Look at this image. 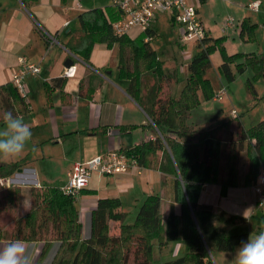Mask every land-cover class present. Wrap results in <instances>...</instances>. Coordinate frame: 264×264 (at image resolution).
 <instances>
[{"label":"trees","instance_id":"trees-1","mask_svg":"<svg viewBox=\"0 0 264 264\" xmlns=\"http://www.w3.org/2000/svg\"><path fill=\"white\" fill-rule=\"evenodd\" d=\"M20 1L28 6L37 0ZM113 7L107 13L101 9L83 12L80 29L64 47L88 63L96 43L119 45V77L129 79L126 91L146 112L155 135L119 147L118 151L134 158L139 166H153L171 176L173 201L179 205V212L172 204L163 217L160 196L149 194L139 204L134 222L126 223L127 212L118 197L98 198L90 213L89 234L82 237L75 197L66 194L61 186L31 187L28 211L14 217L10 232L0 226V240L42 241L45 245L56 241L59 246L50 264H151L155 245L166 246L181 236L186 243L185 253L162 264H215L214 252L234 250L248 239L249 233H228L227 227L243 218L224 211L217 214L214 223L212 205L199 201L202 187L219 182L220 193L225 195L229 187L240 184L243 166L246 171L242 184L256 182L264 162V120L249 129L242 127L239 120L226 121L196 134L188 120L189 113L201 101L214 98L216 92L203 75L211 65L210 55L214 51L220 53L218 70L226 81L235 77L232 66L236 73L251 71L246 88L250 97L256 99L254 81H264V51L228 54L224 46L226 37L213 38L205 29L204 38L195 42L196 50L186 62L185 82L179 94L173 96L161 86L163 80L166 84L171 82L174 74L163 71L156 58L151 42L157 32L150 27L133 39L126 34L114 35L111 23L121 11ZM254 28L255 23L243 18L239 35L248 33L253 37ZM141 62L146 64L145 72L139 69ZM147 73L153 75L151 85L147 83ZM29 108L27 99L11 82L0 86V123L5 112L17 116ZM19 166L17 162L0 163V179L11 177ZM21 201L20 187H0V211L14 209ZM109 221L119 222L117 234L110 233Z\"/></svg>","mask_w":264,"mask_h":264},{"label":"crops","instance_id":"crops-1","mask_svg":"<svg viewBox=\"0 0 264 264\" xmlns=\"http://www.w3.org/2000/svg\"><path fill=\"white\" fill-rule=\"evenodd\" d=\"M204 1L199 0L198 16L199 7ZM246 1L249 4L254 0ZM113 2L37 0L26 6L20 0H0V86L11 82L19 56L38 63L41 68L39 74L24 77L30 108L17 115L30 126L32 139L19 156L0 159V163L17 162L22 173L15 171L11 177L0 179L1 186H18L24 195H28L31 187L63 186L73 163L154 138L155 128L146 112L126 91L129 79L119 77V45L108 47L105 43H96L88 63L64 47L70 36L80 29V15L83 12L101 9L107 13L108 8L114 9ZM255 13L264 23V10ZM163 18L174 25L169 12H158L151 23V28L156 32V26ZM44 31L55 41L48 39ZM140 33L137 28H132L126 35L133 39ZM67 59H71L76 66L74 75L70 77L64 75L68 67L64 65ZM183 69L186 71V66ZM133 125L136 127L124 130ZM245 171L246 167L243 166L238 180L240 184L229 187L225 195L220 193L219 182L205 184L200 193L199 201L212 205L214 223L221 211L243 218L230 224L228 233L247 231L250 235L253 232L246 229L248 225L256 232L264 226V212L255 204L253 188L264 174V162L260 164L259 175L253 184H242ZM149 194L160 196V213L163 217L168 215L172 204L179 212V205L173 201L171 176L153 166L133 167L126 173L114 175L93 173L87 186L75 199L82 237L89 234V217L98 198L118 197L128 214L129 211L124 208L126 200L137 211L141 201ZM109 227L110 233L117 234L119 222L109 221ZM22 242L30 250L33 264H50L59 246L56 241L47 245L42 241ZM7 244V240H0V248ZM171 244L169 260L185 253L186 243L179 241V237L167 245L170 247ZM221 264L230 263L223 260Z\"/></svg>","mask_w":264,"mask_h":264},{"label":"rangeland","instance_id":"rangeland-1","mask_svg":"<svg viewBox=\"0 0 264 264\" xmlns=\"http://www.w3.org/2000/svg\"><path fill=\"white\" fill-rule=\"evenodd\" d=\"M260 1L259 11H262L264 10V0ZM246 3V0H206L199 7V18L208 31L209 36L213 38L226 37L224 46L228 54L261 53L264 51V27H262V20L259 18L258 13L250 11L245 7L247 5ZM228 18H233L234 27H226ZM243 18H247L251 23L255 21L253 37L248 35V33H245L243 36L239 35L240 21ZM156 29L157 36L151 42L156 52V58L163 71H171L174 74L171 82L166 84V81L163 80L161 86H163L166 92L177 96L188 75L187 68L186 71L183 69L186 63L184 61V50L181 49L177 42V31L179 27L175 24L172 25L169 19L163 18L157 24ZM195 50V43L189 42L187 44V52L192 54ZM210 61L211 65L203 72V75L210 80L215 92H218L224 87L227 95L222 99L213 98L203 100L197 107L190 111L188 120L194 125L196 129L195 133L197 134L204 129H209L215 125L231 120H239L245 129L258 125L264 120V81L259 78L254 81L257 98H251L246 88V79L252 74L249 69L243 73H236L235 67L232 66L235 77L232 81H226L218 70V66L221 63L219 51H214L210 55ZM145 68L146 64L141 62L139 69L145 72ZM147 76V83L151 85L153 83V75L147 73ZM52 186L57 185L52 184ZM0 187L3 186L0 185ZM21 195L22 201L16 208L11 210L5 208V210L0 211V226L8 232H10L13 226L14 217L26 213L30 207L29 193L28 195H24L21 191ZM128 202L127 200L124 202V208L129 211L125 222L132 223L135 220L137 211ZM246 229L248 231L251 230L253 233L256 232L249 225ZM179 241H183L181 236L179 237ZM172 245L170 247L169 245L161 247L155 245L151 264H162L164 261H168L170 259ZM235 254L236 251H216L213 253L214 262L215 264H221L224 260L226 263L233 264Z\"/></svg>","mask_w":264,"mask_h":264},{"label":"built area","instance_id":"built-area-1","mask_svg":"<svg viewBox=\"0 0 264 264\" xmlns=\"http://www.w3.org/2000/svg\"><path fill=\"white\" fill-rule=\"evenodd\" d=\"M198 3L199 0H114L113 5L121 11L123 17L113 21L111 29L117 36L127 34L132 28L145 31L151 27L152 19L156 13L169 12L173 23L179 27L178 43L184 50V61L187 62L192 55L187 52V44L200 42L205 36V27L198 16ZM260 4V0H254L247 4V8L257 12L260 9ZM233 25V18H228L226 27ZM262 27H264V23H262ZM44 33L52 42L55 41L46 31ZM145 39L147 40V37ZM17 61L18 67L12 72L11 83L26 98L28 89L23 79L28 74H39L41 68L38 63L31 62L24 56H19ZM75 70L76 66L72 64L65 69L64 75L73 76ZM225 95H227V91L222 87L215 93L214 99H222ZM233 112L236 114L235 111ZM133 167H139L137 161L125 156L117 149L87 161L73 163L68 173V180L61 187L66 194L77 198L79 192L87 186L93 173L122 174ZM253 188L256 194L255 204L264 212V174H261Z\"/></svg>","mask_w":264,"mask_h":264},{"label":"clouds","instance_id":"clouds-1","mask_svg":"<svg viewBox=\"0 0 264 264\" xmlns=\"http://www.w3.org/2000/svg\"><path fill=\"white\" fill-rule=\"evenodd\" d=\"M30 126L22 117L7 111L0 126V159L19 156L32 139ZM0 264H33L30 250L16 240L0 248ZM233 264H264V226L251 233L236 249Z\"/></svg>","mask_w":264,"mask_h":264},{"label":"water","instance_id":"water-1","mask_svg":"<svg viewBox=\"0 0 264 264\" xmlns=\"http://www.w3.org/2000/svg\"><path fill=\"white\" fill-rule=\"evenodd\" d=\"M64 65H65V66H70V65H72V60H71V59H67V60L65 61ZM16 173H22V168H18V169L16 170ZM11 179H13V178H11Z\"/></svg>","mask_w":264,"mask_h":264}]
</instances>
